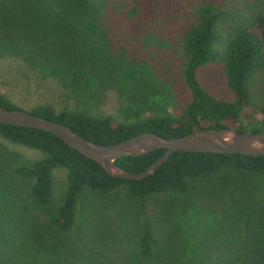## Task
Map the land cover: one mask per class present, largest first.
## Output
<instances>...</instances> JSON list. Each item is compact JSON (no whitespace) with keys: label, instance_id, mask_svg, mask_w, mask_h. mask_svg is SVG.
<instances>
[{"label":"trees","instance_id":"trees-1","mask_svg":"<svg viewBox=\"0 0 264 264\" xmlns=\"http://www.w3.org/2000/svg\"><path fill=\"white\" fill-rule=\"evenodd\" d=\"M4 55L77 99H94L106 83L144 93L118 121L51 104L27 111L0 92V109L62 123L97 144L144 132H264L253 89L264 82V0H0ZM209 66L233 99L202 84ZM175 77L191 92L179 115L162 108L157 87ZM0 136L42 152L30 160L0 143V264H264V155L174 152L133 180L110 176L45 130L0 124ZM166 152L115 163L141 173ZM57 168L67 174L54 205Z\"/></svg>","mask_w":264,"mask_h":264},{"label":"rangeland","instance_id":"rangeland-1","mask_svg":"<svg viewBox=\"0 0 264 264\" xmlns=\"http://www.w3.org/2000/svg\"><path fill=\"white\" fill-rule=\"evenodd\" d=\"M202 84L214 95L220 98L233 99V95L227 88L220 69L209 66L199 71ZM154 76V75H153ZM171 87L157 85L160 90V104L166 107L173 115H179L184 105L190 100L191 92L183 78L171 79ZM149 84L150 81L147 80ZM100 87V86H99ZM97 88V95L94 99L88 100L85 97L77 99L66 90L57 80L43 76L38 70L32 68L22 58L4 55L0 56V92L18 107L31 111L39 105L51 104L57 110L62 109H84L92 115L111 116L118 121H124L121 109L130 103L133 97L143 99L144 93H139L130 86H118L113 83H106L100 90ZM257 101L264 105V82L258 80L253 87ZM154 93V92H153ZM163 95V96H162ZM0 143L12 151H17L25 158L36 160L42 157V152L14 144L0 136ZM67 171L64 168H57L54 171V187L52 204L56 205L63 192Z\"/></svg>","mask_w":264,"mask_h":264},{"label":"water","instance_id":"water-1","mask_svg":"<svg viewBox=\"0 0 264 264\" xmlns=\"http://www.w3.org/2000/svg\"><path fill=\"white\" fill-rule=\"evenodd\" d=\"M0 124L51 132L86 157L98 162L114 178L140 180L151 176L174 152L264 155V132L241 133L232 128L201 129L175 138H165L153 132H144L116 144L101 145L85 139L67 125L21 109H0ZM159 148H165L167 152L144 172H131L115 163L120 157L141 156Z\"/></svg>","mask_w":264,"mask_h":264}]
</instances>
